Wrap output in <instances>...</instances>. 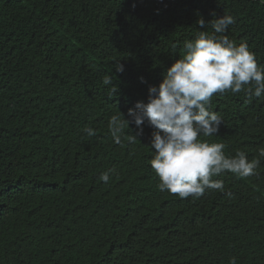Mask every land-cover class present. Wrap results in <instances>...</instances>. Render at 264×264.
I'll use <instances>...</instances> for the list:
<instances>
[{
    "label": "trees",
    "instance_id": "1",
    "mask_svg": "<svg viewBox=\"0 0 264 264\" xmlns=\"http://www.w3.org/2000/svg\"><path fill=\"white\" fill-rule=\"evenodd\" d=\"M222 15L264 66V0H0V264H264V95H213L200 139L260 163L200 198L158 189L146 121L134 144L108 128Z\"/></svg>",
    "mask_w": 264,
    "mask_h": 264
},
{
    "label": "clouds",
    "instance_id": "2",
    "mask_svg": "<svg viewBox=\"0 0 264 264\" xmlns=\"http://www.w3.org/2000/svg\"><path fill=\"white\" fill-rule=\"evenodd\" d=\"M234 23L231 15H222L207 24L203 18L199 19V27L210 24L212 33L198 31L194 40L184 42L183 58L167 68L158 86L148 88L146 103L137 102L128 110L129 119L119 111L109 119L108 128L117 145H122V136L129 144L136 143L145 121L154 129L149 145L154 155L149 163L162 192L167 190L180 198H200L207 190L225 191L222 180L212 179L225 171L240 178L257 174L259 159L249 161L243 151L226 156L224 143L200 139L214 136L223 123L219 113L209 110L214 94L230 91L246 92L256 98L264 95V66L257 64L246 43L237 45L225 35ZM115 71L123 73V65L117 64ZM103 83L112 85L111 77L106 75ZM130 124L139 129L135 135L124 134ZM83 131L95 135L91 128ZM258 156L264 158V148ZM114 171L108 169L99 179L107 183ZM229 264H236V258H230Z\"/></svg>",
    "mask_w": 264,
    "mask_h": 264
}]
</instances>
